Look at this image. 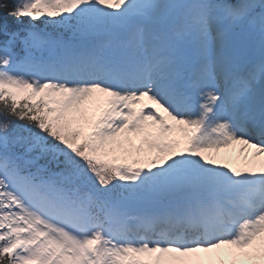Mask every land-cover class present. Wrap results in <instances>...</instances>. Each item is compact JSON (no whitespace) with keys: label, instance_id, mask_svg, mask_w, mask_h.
Instances as JSON below:
<instances>
[{"label":"snow or ice","instance_id":"snow-or-ice-1","mask_svg":"<svg viewBox=\"0 0 264 264\" xmlns=\"http://www.w3.org/2000/svg\"><path fill=\"white\" fill-rule=\"evenodd\" d=\"M0 264H264V0H0Z\"/></svg>","mask_w":264,"mask_h":264},{"label":"bare ground","instance_id":"bare-ground-1","mask_svg":"<svg viewBox=\"0 0 264 264\" xmlns=\"http://www.w3.org/2000/svg\"><path fill=\"white\" fill-rule=\"evenodd\" d=\"M233 162H235V161H233Z\"/></svg>","mask_w":264,"mask_h":264}]
</instances>
